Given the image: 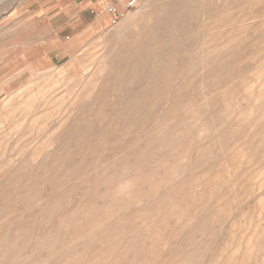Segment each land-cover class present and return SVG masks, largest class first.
I'll return each instance as SVG.
<instances>
[{
	"label": "rangeland",
	"instance_id": "374dc122",
	"mask_svg": "<svg viewBox=\"0 0 264 264\" xmlns=\"http://www.w3.org/2000/svg\"><path fill=\"white\" fill-rule=\"evenodd\" d=\"M0 264H264V0H0Z\"/></svg>",
	"mask_w": 264,
	"mask_h": 264
},
{
	"label": "bare ground",
	"instance_id": "6f19581e",
	"mask_svg": "<svg viewBox=\"0 0 264 264\" xmlns=\"http://www.w3.org/2000/svg\"><path fill=\"white\" fill-rule=\"evenodd\" d=\"M146 6L147 5L146 4H143V3H141L140 5H138L139 12H138V14H135L136 16L139 15L138 20L136 22L131 23L130 24V27H135V28L137 27L138 28L141 25H143V26L149 25L151 28H154V26L157 24V21H162L163 19H165L163 12L159 11V12L154 13L153 11L149 10ZM129 29H131V28H129ZM153 30H154L153 33L154 34H157V31H155V29H153ZM136 51H138V52L141 53L143 51V48L141 49L140 47H137L136 48ZM126 58H128V57H126Z\"/></svg>",
	"mask_w": 264,
	"mask_h": 264
},
{
	"label": "built area",
	"instance_id": "2783aa9c",
	"mask_svg": "<svg viewBox=\"0 0 264 264\" xmlns=\"http://www.w3.org/2000/svg\"><path fill=\"white\" fill-rule=\"evenodd\" d=\"M132 5H133V3H130V4H129V6H132Z\"/></svg>",
	"mask_w": 264,
	"mask_h": 264
}]
</instances>
